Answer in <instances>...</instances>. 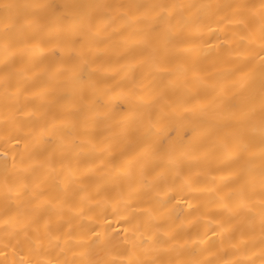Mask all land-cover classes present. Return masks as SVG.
<instances>
[{"label": "bare ground", "instance_id": "bare-ground-1", "mask_svg": "<svg viewBox=\"0 0 264 264\" xmlns=\"http://www.w3.org/2000/svg\"><path fill=\"white\" fill-rule=\"evenodd\" d=\"M0 264H264V0H0Z\"/></svg>", "mask_w": 264, "mask_h": 264}]
</instances>
